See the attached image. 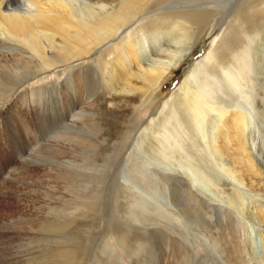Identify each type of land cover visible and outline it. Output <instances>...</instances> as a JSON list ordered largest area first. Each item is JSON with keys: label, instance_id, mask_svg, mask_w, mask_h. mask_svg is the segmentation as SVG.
Listing matches in <instances>:
<instances>
[{"label": "rangeland", "instance_id": "374dc122", "mask_svg": "<svg viewBox=\"0 0 264 264\" xmlns=\"http://www.w3.org/2000/svg\"><path fill=\"white\" fill-rule=\"evenodd\" d=\"M61 1L75 9L76 20L84 21L109 15L132 0ZM246 1L231 0L227 5L243 2L239 10L250 6L248 12L264 21V0ZM11 3L26 5L20 0ZM157 9L130 19L118 31L119 39L93 54L35 75L0 99V115L14 98L20 99L14 108L21 110V120L27 119L20 125L31 134L24 139L19 133L12 148L0 141V264H264V23L249 28L234 10L225 18L222 12L212 15L204 29L195 31L193 26L186 35L177 25L147 34L137 31L128 40L145 63L153 59L148 48L153 50L154 39L169 45L183 42V57L142 102L115 95L119 89L109 81L116 74L111 61L101 74L95 59L104 53L112 59L114 43L155 19L153 15L161 12ZM231 23V28L236 26L233 37ZM105 86L109 94L102 93ZM195 93L198 97L191 100ZM192 103L197 111L203 104L222 111L232 104L247 115L244 139L257 178L251 182L221 167L224 160H219L211 140L217 115L207 108L202 111L207 130L203 138L201 125L189 111ZM3 126L0 116V137H11ZM28 147L33 149L31 157L25 154ZM157 165L181 171L192 190L227 206L226 213L198 204V221L188 215L187 222L178 210L179 204L186 205V194L179 189L169 196L170 181L155 171L160 169ZM3 187H12L15 194ZM17 216L20 222L15 226ZM202 219L204 227L199 226Z\"/></svg>", "mask_w": 264, "mask_h": 264}, {"label": "bare ground", "instance_id": "6f19581e", "mask_svg": "<svg viewBox=\"0 0 264 264\" xmlns=\"http://www.w3.org/2000/svg\"><path fill=\"white\" fill-rule=\"evenodd\" d=\"M12 1L13 0H8L7 3L4 5L3 3L6 2V0H0V99L5 98L9 96L11 93L15 92L20 85L29 81V78L34 77L35 75L51 72L57 69L58 67L61 68V66H65L66 64L68 65L70 63L75 62L76 59H81L91 53L93 54L100 47L104 46L105 43L111 41L112 39L115 40L118 31L121 28H123L130 19H135L136 17H140L141 15H144L146 12L149 13V11H151L152 8L158 7L157 10H161L160 13L153 15L155 16V19H153L151 22H147V24L143 23L139 25V27L135 31H133L132 34L130 33L127 37H124L120 39L118 42H115L114 47L110 50V55L113 56V58L108 59L106 53L101 54L99 55L98 58L95 59L96 67L94 66L96 69H98L101 72V74H103L105 68H108V66L111 65L110 63H112V68L114 69V71H116V74L114 77H109L110 79L109 81L115 84L116 89H119V91L115 93V95L126 94L127 96H134L139 99V102H142V100L153 89L157 88L160 85L163 78L166 76V74L169 72L170 69L176 67L179 64L180 60L183 57L182 46H180V43L183 44V42L174 41L173 44L171 45H169L168 43L161 44V41L160 42H158V40L155 41V39L153 38L154 39V43H153L154 45L152 48L153 50H150V48H148L151 55H153V59H150L148 63H145L146 61L143 60L144 58L140 59L139 57L140 55L138 54V52L134 47L133 40L132 41L128 40V38L131 39L132 36L135 35V32L144 31L145 33L146 32L148 33L150 31L155 30L156 28L160 29L163 26L177 25L182 30V32H184V35H186L190 31L191 32L193 31L194 28L193 26H195L197 29L195 31L201 30L202 28L204 29V25H205L204 23L208 22L211 19L212 15L222 12L223 13L222 15H224L225 18L228 15H230L234 10L239 11L238 13H236V15L240 16L242 21L245 23V25H248L249 28L257 29L258 27H260V25L264 23V21H259L260 18H257L254 15L250 14L251 12H248L251 9L250 6L247 8V10L245 9L239 10L243 2L241 3V5L228 6L227 3L230 2L231 0H207V1L206 0H183V1L182 0H132L130 1V3L122 4L120 8H118L113 12H110L109 15L108 14L92 15L91 18H87L88 20L85 19L84 21L76 20L75 9L70 7V5L62 2L61 0H20L21 2H24L26 5L24 4L13 5L11 3ZM185 1L187 3H185ZM179 2H182L181 5L183 7L180 8L176 7L177 6L176 3ZM173 3L176 6L175 8L171 9L170 7ZM164 4H166L165 7H163ZM183 4L186 6H184ZM243 14H245L247 17H244ZM172 19L173 20L176 19L177 21H173ZM178 20L183 22H179ZM219 23L223 25L224 19L220 20ZM231 26L232 23L230 24V29L234 30V31L232 30L233 33L231 35V37H233V34L236 30V26H233L232 28ZM117 38L119 39L120 37ZM107 60H110L111 62L108 63ZM72 77H73L72 81L75 82V74H73ZM107 78L108 77H105L104 79ZM136 82H139L140 85L137 86ZM103 83L106 85L109 82L104 81ZM106 87L107 86H105L104 90H102L103 94H109L108 88L106 90ZM187 93L189 94V92ZM187 97H189V95L185 96L186 99ZM196 97L198 96L195 93L193 95V99L191 100H194ZM16 101L17 103H19L20 99L18 97L14 98L13 101L7 106L8 110H6L5 113H1L0 115L2 119V124H4L3 126L4 130L10 131L11 134V137L6 139L0 137V141H4V143L11 148H12V143L16 139H18L16 137H20L18 135L19 133H24V137H20V138H24V139L27 138L25 136L26 134H29L31 136L30 131L25 129L26 126L22 125L23 123L27 122V119L24 117V119L21 120L22 119L21 110H16L14 108L16 107V103H14ZM194 104L192 103L193 106L189 107V111L192 113L194 117L193 118L194 123L196 125L197 124L201 125L202 130L201 129L200 130L204 131L202 134L204 136L203 138H205L207 130L205 128L204 115L202 114L203 113L202 111H204L205 108H207L208 111L215 112V114L217 115L216 120L214 122V126L212 127L211 130V140L215 144V147L213 146L215 152L218 153V155L221 157L219 158V160H224V162H222L223 166L221 167L223 168L226 166L228 167L226 168L227 172L229 173L236 172L237 174H239V176L240 175L244 176L249 181L254 180V177L257 178L256 176L258 175L259 172L258 173L256 172L255 169L257 168L256 164L254 163L253 159L250 156V153L248 152V149L246 147V142L244 139V133L246 128L245 118L247 115L244 112H242L240 109H237L232 104H228V103H227L228 108L224 109L223 111L214 107H207V105L205 104L201 105L200 110L198 109L199 111H197L194 108ZM21 107H24V104H22V102H21ZM136 109H137V105H134L133 110L135 111ZM20 122L22 123L21 125ZM206 140H203L204 144H207ZM140 142L141 139L138 143ZM93 145L94 144H91L92 149H94ZM17 146L18 145L16 143L15 150L18 149ZM32 151L33 149L31 148L28 152H25V154L29 153L27 156L31 157ZM160 161L163 162L161 159ZM2 163L3 162L1 161L0 163L1 170L3 165ZM122 164L125 165V161H122ZM165 164H167V162H165ZM157 166H159L160 169L155 171L163 173L170 181L171 188L168 189L169 196H170V191L178 194L179 189H181V191H183L186 194L185 196H187V203L186 205L183 206V208L182 205L179 204L178 210H180V214H182V216L186 219L187 222H188V215L191 219L193 217L194 219L193 221H198V216L200 214L199 213L200 210L198 209L199 205L210 206V207L213 206L215 211L218 212L219 210L225 209L224 212L226 213L227 206L226 208H223V206L219 204L212 203L209 200H207L204 196H202L197 189L192 190L193 188L190 187L187 176L183 175L181 171L171 168L170 167L172 166L171 164L170 166H165V165H157ZM123 168H125V166ZM257 171H259V169H257ZM245 180L242 181L245 182ZM255 182H253V184ZM21 183L24 182L21 181ZM262 183L264 184V182ZM27 186L29 185L27 184ZM3 188L5 190H10V193L15 194V191L13 192L11 191L12 187H3ZM20 194L21 193H19L18 195ZM176 200H178L179 202V198H177ZM163 201L164 203H167L166 199H164ZM164 206L165 209H168L166 207L168 205L165 204ZM204 217H206V215ZM14 218L17 219L13 220L12 223L13 225L17 224V221L20 222L19 216ZM158 218L159 217H157V219ZM262 220L264 222V219ZM151 221L154 222V220ZM193 221L190 220V223L195 224V222ZM204 221L202 219V223H200L199 226L204 227L205 224ZM2 227H3L2 223L0 222V228L2 229ZM221 227L223 229V226ZM40 228L48 229L47 226H42V225L40 226ZM232 230L234 231V228ZM224 231L226 232V230ZM235 232H238V230ZM212 241L214 242L215 240ZM263 246H264V239H263ZM247 248L249 247L247 246ZM233 249L234 248H232L231 250ZM241 256L238 255L239 258H241ZM14 264H20V263L18 262Z\"/></svg>", "mask_w": 264, "mask_h": 264}]
</instances>
